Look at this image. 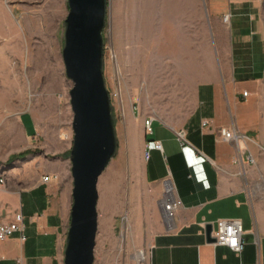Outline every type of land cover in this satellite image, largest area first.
<instances>
[{"label":"rangeland","instance_id":"obj_1","mask_svg":"<svg viewBox=\"0 0 264 264\" xmlns=\"http://www.w3.org/2000/svg\"><path fill=\"white\" fill-rule=\"evenodd\" d=\"M67 11L66 0H0V192L30 189L55 174L57 180L44 185L52 211L62 209L67 191L72 204V82L61 54ZM260 15L264 22V0ZM211 19L206 0H108L103 74L118 147L97 183L93 264H148L160 215L137 152L141 114L163 115L172 101L189 102L194 84L210 78L204 66L213 44ZM252 144L257 152L248 153L254 162L244 188L264 218V146ZM4 203L0 222L11 219V203Z\"/></svg>","mask_w":264,"mask_h":264},{"label":"crops","instance_id":"obj_2","mask_svg":"<svg viewBox=\"0 0 264 264\" xmlns=\"http://www.w3.org/2000/svg\"><path fill=\"white\" fill-rule=\"evenodd\" d=\"M206 4L212 17L213 44L204 68L210 71V78L194 84L189 102L176 105L172 101L163 115L152 114V133L143 130L137 139L144 181L151 186L156 203L166 178L181 200L167 222L168 229L156 204L159 229L148 243V264H264V218L244 188V181L252 177L248 153L257 152L252 143L264 146L262 0H206ZM223 14H229L227 26L221 21ZM133 109L129 111L134 117L137 112ZM147 116L142 112L143 119ZM205 120L209 123L203 126ZM232 125L252 143L236 146L222 140L220 130ZM180 129L188 141L184 146L175 135ZM152 141H159L161 150L152 148ZM238 148L245 164L242 173L235 161ZM146 149L148 159L143 157ZM258 161L261 165L260 158ZM40 184L19 192H0V203H11L6 219L17 208L23 214L26 236L23 241L18 234L0 240V264H62L70 194L65 192L60 211H52L44 200L48 183ZM221 218L241 221L244 244L239 253L206 241L205 226L210 223L216 229Z\"/></svg>","mask_w":264,"mask_h":264},{"label":"water","instance_id":"obj_3","mask_svg":"<svg viewBox=\"0 0 264 264\" xmlns=\"http://www.w3.org/2000/svg\"><path fill=\"white\" fill-rule=\"evenodd\" d=\"M63 20L62 60L72 82V144L69 150L72 178L70 218L63 264H93L98 230L97 183L117 151L115 124L104 79V38L108 0H66ZM161 218L169 225L159 206ZM212 225L205 239L214 242Z\"/></svg>","mask_w":264,"mask_h":264},{"label":"built area","instance_id":"obj_4","mask_svg":"<svg viewBox=\"0 0 264 264\" xmlns=\"http://www.w3.org/2000/svg\"><path fill=\"white\" fill-rule=\"evenodd\" d=\"M229 15H224V20H228ZM247 94L246 91L242 92V95L245 96ZM152 120L153 117L151 115L145 117L143 119V127L146 134L152 133ZM209 121H203L202 125H207ZM175 135L177 140L179 141L181 146L188 144L186 139L185 131L180 129L175 131ZM220 136L222 140L232 142L236 146L240 142H244L245 138H247L244 134H242L234 125L230 128H222L220 130ZM148 148L150 147L149 143L146 144ZM152 148L161 150V143L159 141H152ZM237 154L241 157L240 149H237ZM144 159H148L149 150H144L143 152ZM247 159L249 162H254V159L251 155L248 154ZM242 160V159H241ZM239 161L238 158L235 160ZM54 180H57V175L55 174H46L41 177L42 183H50ZM169 184L171 186V190L167 191L166 186ZM5 185V177L0 174V186ZM158 205L162 208L164 216L167 221H169L173 216L175 211L181 206V200L177 195L176 189L172 184L169 178L164 180V189L161 197L157 201ZM216 229H212L211 236L215 238L213 244L225 245L229 247L231 250L239 253L243 248V228L241 221L239 219H227L221 218L216 221ZM14 234H18L20 240H25V225H24V216L20 211H15L13 217L10 220H4L0 222V240H4L8 237L13 236ZM257 244V241H255Z\"/></svg>","mask_w":264,"mask_h":264},{"label":"bare ground","instance_id":"obj_5","mask_svg":"<svg viewBox=\"0 0 264 264\" xmlns=\"http://www.w3.org/2000/svg\"><path fill=\"white\" fill-rule=\"evenodd\" d=\"M166 189H167V191H170L171 190V186L169 184H167ZM140 256H141V254L139 255V257Z\"/></svg>","mask_w":264,"mask_h":264},{"label":"trees","instance_id":"obj_6","mask_svg":"<svg viewBox=\"0 0 264 264\" xmlns=\"http://www.w3.org/2000/svg\"><path fill=\"white\" fill-rule=\"evenodd\" d=\"M25 153H20V154H18L17 156H23Z\"/></svg>","mask_w":264,"mask_h":264}]
</instances>
